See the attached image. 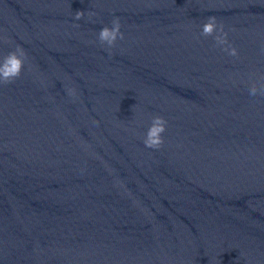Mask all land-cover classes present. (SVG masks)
<instances>
[{"label":"water","instance_id":"water-1","mask_svg":"<svg viewBox=\"0 0 264 264\" xmlns=\"http://www.w3.org/2000/svg\"><path fill=\"white\" fill-rule=\"evenodd\" d=\"M210 16L217 32L204 37ZM116 17L123 39L102 44ZM17 47L21 75L0 83V245L264 98L249 95L264 77V0H0V62ZM157 115L167 125L153 149Z\"/></svg>","mask_w":264,"mask_h":264},{"label":"clouds","instance_id":"clouds-1","mask_svg":"<svg viewBox=\"0 0 264 264\" xmlns=\"http://www.w3.org/2000/svg\"><path fill=\"white\" fill-rule=\"evenodd\" d=\"M93 15V13H89ZM84 16L83 11H77L75 13L74 19L81 20ZM112 27L104 26L100 29L98 34L99 41L109 46H114L117 39H123V33H121V23L119 17L112 20ZM79 27V25H75ZM219 31L221 34L215 35L214 39L217 44L224 45L227 44V33L223 31V25H220ZM217 32V18L215 16H210L207 18L206 22L202 25L201 35L204 37L213 36ZM229 55L236 56L237 50L235 47L226 49ZM27 58V53L22 49L17 47L15 51L7 53L2 62H0V83L9 84L13 82L16 78L21 75L22 69ZM69 94H73V90L69 89ZM250 96H264V77L259 80H252L249 87ZM167 121L162 116H154L152 122L148 127L147 133L144 138V144L148 148L158 149L163 143L164 139L162 134L166 131Z\"/></svg>","mask_w":264,"mask_h":264}]
</instances>
